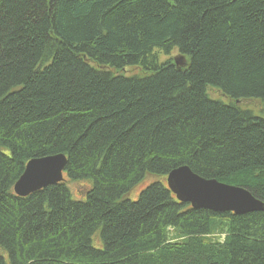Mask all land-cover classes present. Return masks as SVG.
Wrapping results in <instances>:
<instances>
[{"label":"trees","instance_id":"1","mask_svg":"<svg viewBox=\"0 0 264 264\" xmlns=\"http://www.w3.org/2000/svg\"><path fill=\"white\" fill-rule=\"evenodd\" d=\"M243 101L264 103V0H0V264H264V211L166 182L188 166L264 203ZM56 154L64 180L17 195Z\"/></svg>","mask_w":264,"mask_h":264},{"label":"water","instance_id":"2","mask_svg":"<svg viewBox=\"0 0 264 264\" xmlns=\"http://www.w3.org/2000/svg\"><path fill=\"white\" fill-rule=\"evenodd\" d=\"M67 163L64 154L31 159L14 185L15 193L26 197L49 185L60 183L64 180ZM166 182L180 201L190 203L194 209L231 212L236 215L264 211V203L247 189L203 178L188 166L172 170Z\"/></svg>","mask_w":264,"mask_h":264},{"label":"rangeland","instance_id":"3","mask_svg":"<svg viewBox=\"0 0 264 264\" xmlns=\"http://www.w3.org/2000/svg\"><path fill=\"white\" fill-rule=\"evenodd\" d=\"M178 53L177 51L175 50L171 55H164L161 57V61L163 62L165 59L169 58L170 56L171 57H177ZM137 72V69H134V68H130V69H127V74H134ZM212 96L214 97H220L224 100H227L225 97H223L220 93L216 92L214 89H210V92H209ZM242 105L246 108H249L251 110H253L254 112H257V113H260L263 111L264 109V103H261V102H257V101H243ZM149 182V179L146 180L145 183L143 184H140L137 188H136V192L140 191L147 183ZM139 193L138 194H135V195H130L129 197L131 199H136L138 197Z\"/></svg>","mask_w":264,"mask_h":264}]
</instances>
